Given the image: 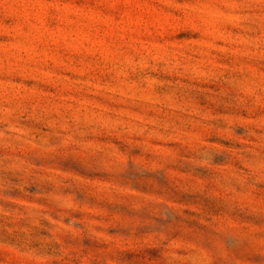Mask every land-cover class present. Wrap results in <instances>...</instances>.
Returning a JSON list of instances; mask_svg holds the SVG:
<instances>
[{
	"label": "rangeland",
	"instance_id": "obj_1",
	"mask_svg": "<svg viewBox=\"0 0 264 264\" xmlns=\"http://www.w3.org/2000/svg\"><path fill=\"white\" fill-rule=\"evenodd\" d=\"M0 264H264V0H0Z\"/></svg>",
	"mask_w": 264,
	"mask_h": 264
}]
</instances>
